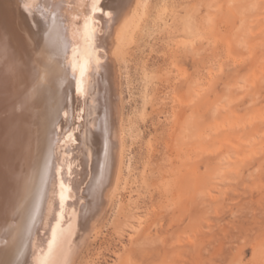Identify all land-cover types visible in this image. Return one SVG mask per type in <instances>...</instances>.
Returning a JSON list of instances; mask_svg holds the SVG:
<instances>
[{"label":"rangeland","instance_id":"rangeland-1","mask_svg":"<svg viewBox=\"0 0 264 264\" xmlns=\"http://www.w3.org/2000/svg\"><path fill=\"white\" fill-rule=\"evenodd\" d=\"M130 3L113 54L118 177L88 176L72 264H264V0ZM3 239L0 262L17 264Z\"/></svg>","mask_w":264,"mask_h":264},{"label":"bare ground","instance_id":"bare-ground-1","mask_svg":"<svg viewBox=\"0 0 264 264\" xmlns=\"http://www.w3.org/2000/svg\"><path fill=\"white\" fill-rule=\"evenodd\" d=\"M33 2L41 7L45 4V0ZM56 2L62 5L58 18L49 17L36 27L37 21L26 14L25 0H0V240L5 239L4 247L11 252L19 246L21 264L25 259L28 264H37L41 251L48 252L49 241L53 247L48 264H72L78 242L85 241L87 234L80 233L85 226L83 223L81 228L82 201L92 182L87 178L98 172L97 182L109 185L115 158L122 153V138L115 126L120 111L114 93L113 54L131 24V0H99L100 11L93 17L98 28L94 58L100 60L99 65L89 56L83 28L92 0ZM107 3L113 4L108 7ZM110 10L114 11L111 20L102 15ZM89 60L91 74H86L90 82L85 100L76 96L75 86L79 65ZM73 64L77 66L75 76ZM98 92L103 93L102 102ZM97 101L105 106L99 122L104 148L94 166L87 139L93 133L91 127L97 126V118H90ZM65 105L67 119L57 114ZM80 109L84 111L77 119L74 114H80ZM69 131L79 142L58 143ZM115 167L113 182L118 177L119 161ZM61 180L69 189L63 206ZM12 219L15 225L11 227L8 222Z\"/></svg>","mask_w":264,"mask_h":264},{"label":"snow or ice","instance_id":"snow-or-ice-1","mask_svg":"<svg viewBox=\"0 0 264 264\" xmlns=\"http://www.w3.org/2000/svg\"><path fill=\"white\" fill-rule=\"evenodd\" d=\"M61 7L62 5L57 3L56 0H50V2H48V0H45V4L43 7H41L39 4L34 3L33 0H25V4H24V9L26 11V14L31 16L33 21H37L35 25L36 27H39V23L42 22L43 20L48 19L49 17L52 20L57 19L59 15L58 9H60ZM99 11H100L99 0H92L91 5H90V13L85 16L84 24H83V28L85 30V34L87 36V39L90 45L89 56L93 58H94V53L97 50L95 41L97 38V31H98L97 23L93 17H94V14ZM102 15L108 17L111 20L114 17V11H111V10L106 11V12H103ZM2 47H3V41L0 40V48ZM73 55L75 56V52L73 53ZM94 62L96 65L100 64L99 59L94 58ZM91 63H92V60L81 63L78 69L79 76L76 78V86H75L76 96L78 98L83 97L85 100L87 99V96L89 94L88 84L90 82L86 78V74L87 75L91 74ZM72 67H73V74L75 76L77 72V66L76 64H73ZM33 103H36V101H33ZM83 111H84L83 109H80V114H74V117L77 119L80 118V115L83 113ZM57 114L58 115L62 114L64 118L67 119L69 113L67 111L66 105L62 110L57 109ZM54 130H55V127H54ZM57 142L61 144H65V145L67 143L76 144L79 142V138L75 137L73 135V132L69 131L66 133L64 140L58 139ZM65 151H67L66 146H65ZM70 177H71V168L69 169V178ZM59 187L61 190L60 191V203H61V206H63L64 201L67 199V197L65 196V192L69 191V189L66 188L63 180H61ZM53 239H55V232H53ZM52 247H53V242L49 241L48 242V252L45 253L43 250L41 251L40 258L37 260V264H48V257L50 256L52 252ZM0 251H3V250L0 249ZM0 264H2V262H0ZM17 264H21V262L17 261ZM22 264H28L27 259H25L22 262Z\"/></svg>","mask_w":264,"mask_h":264}]
</instances>
